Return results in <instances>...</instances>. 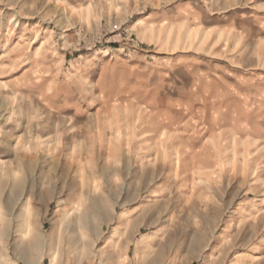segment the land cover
Here are the masks:
<instances>
[{
    "label": "rangeland",
    "instance_id": "374dc122",
    "mask_svg": "<svg viewBox=\"0 0 264 264\" xmlns=\"http://www.w3.org/2000/svg\"><path fill=\"white\" fill-rule=\"evenodd\" d=\"M26 256L264 264V0H0V264Z\"/></svg>",
    "mask_w": 264,
    "mask_h": 264
},
{
    "label": "bare ground",
    "instance_id": "6f19581e",
    "mask_svg": "<svg viewBox=\"0 0 264 264\" xmlns=\"http://www.w3.org/2000/svg\"><path fill=\"white\" fill-rule=\"evenodd\" d=\"M79 60V59H78ZM48 194V193H47ZM49 196H50V194H48ZM54 195V194H53ZM101 206V205H100ZM102 207V206H101ZM24 208V207H23ZM75 213L76 214H79V213H81L82 212V210L80 209V207H79V205L77 206L76 205V207H75ZM28 213V212H27ZM83 214V213H82ZM29 216V215H28ZM69 213H66L65 214V218L64 219H66V218H69ZM85 216V215H84ZM21 218V217H20ZM28 219H29V217H28ZM27 219V220H28ZM30 221V220H29ZM69 221V220H68ZM29 225V224H28ZM27 222L23 219V224H22V226L20 227V229H19V236L21 237V238H24V237H27ZM29 231V230H28ZM33 233V232H32ZM119 239V236H118V234H116V236H115V238H114V240H118ZM33 243H38V239L37 238H35V239H33ZM112 242V241H111ZM116 244V243H115ZM58 250V249H57ZM26 259H28V260H26V264H30V262H29V257L28 256H26Z\"/></svg>",
    "mask_w": 264,
    "mask_h": 264
}]
</instances>
